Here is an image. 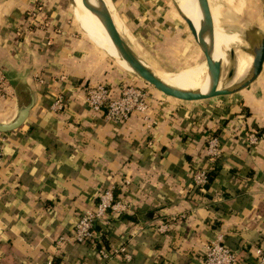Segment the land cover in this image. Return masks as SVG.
<instances>
[{
    "label": "crops",
    "instance_id": "1",
    "mask_svg": "<svg viewBox=\"0 0 264 264\" xmlns=\"http://www.w3.org/2000/svg\"><path fill=\"white\" fill-rule=\"evenodd\" d=\"M110 1L145 57L164 69L170 65L168 53L187 42L188 26L177 7L174 13L165 0ZM176 1L198 27L195 11ZM227 2L242 10V0ZM254 2L245 29L256 38L264 36V0ZM36 6L40 20L28 26L35 22L28 12ZM82 9L85 25L98 33ZM221 41L218 32L217 46ZM103 49L113 57L81 33L68 0H0V78L6 92L0 96V120L16 110L13 78H24L35 95L27 119L6 132L0 150V264H44L49 257L60 264H203V246L218 232L236 251L237 264H259L264 137L252 146L243 139L248 130L264 131V61L242 89L215 101L189 102L139 83ZM96 83H106L114 95L127 83L144 87L146 113L134 111L119 124L107 121L85 102L84 85ZM59 92L65 106L53 110ZM210 133L220 137L222 152L215 175L199 189L191 169L211 165ZM106 186H113L127 208L98 220L96 238L104 236L107 244H100L118 250L102 257L96 239L58 247L56 239L70 232ZM120 247L131 253L129 260Z\"/></svg>",
    "mask_w": 264,
    "mask_h": 264
},
{
    "label": "built area",
    "instance_id": "2",
    "mask_svg": "<svg viewBox=\"0 0 264 264\" xmlns=\"http://www.w3.org/2000/svg\"><path fill=\"white\" fill-rule=\"evenodd\" d=\"M36 9L28 12L31 17V24L35 25L39 21V13L41 6H36ZM40 22H43L42 20ZM45 23V22H44ZM85 102L88 108L94 112H102L103 117L107 121L114 123L124 122L134 111L145 114L148 109V93L144 87L127 83L121 87L117 94H112L110 87L106 83L86 84L84 85ZM3 89V79L0 78V96L5 95ZM65 102L62 94L59 92L50 104L53 110L62 109ZM264 137V131L248 130L244 134V143L249 146L257 144ZM7 137L6 132L0 131V150L5 143ZM222 144L218 134L210 133L206 139V155L210 166H196L191 169L192 182L199 189H203L209 182L208 171L213 166L214 162L221 155ZM126 203L120 198H116L113 192V186H106L99 192L98 199L92 208L82 211L69 233L60 235L56 239V245H60L65 241L86 242L98 237L95 229V224L98 220L104 219L109 211L119 213L126 209ZM118 249H108L104 245L97 248L98 253L102 257L109 256L113 251ZM119 250L124 251V257L129 260L131 253L120 247ZM258 255L259 264H264V248L258 246L255 249ZM203 264H237V253L225 243L224 234L222 232L206 242L202 252ZM44 264H60L54 258L49 257Z\"/></svg>",
    "mask_w": 264,
    "mask_h": 264
},
{
    "label": "water",
    "instance_id": "3",
    "mask_svg": "<svg viewBox=\"0 0 264 264\" xmlns=\"http://www.w3.org/2000/svg\"><path fill=\"white\" fill-rule=\"evenodd\" d=\"M72 9L74 8V0H68ZM86 7L92 11L102 21L113 44L115 45L119 55L128 63L130 69L126 68L137 78L151 84L167 97L179 101H202L214 96L227 95L234 93L250 84L260 73L264 61V36L249 37L246 39L247 45H243V49L252 54V62L249 73L239 82L230 86L221 88L219 82L223 77L230 80L235 73V51L234 48L229 50L230 64L223 74V63L219 58L213 55V43L209 37L213 36V18L210 11L208 0H197L200 8V21L198 27L195 26L192 19L184 14L177 7L183 21L187 24L188 29L193 37L194 42L200 48L202 57L205 58L207 64L208 84L206 89L198 88L189 91L180 90L161 79L153 69L148 65L146 59L139 54L128 42V40L118 31L112 15L104 0H82ZM213 38V37H212ZM98 46V45H97ZM104 52H106L101 46ZM107 53V52H106ZM111 57V54L107 53ZM125 68V67H124ZM13 92L16 99V110L8 119L0 120V131L7 132L21 126L27 119L30 109L34 104V89L22 77H15L11 80Z\"/></svg>",
    "mask_w": 264,
    "mask_h": 264
},
{
    "label": "rangeland",
    "instance_id": "4",
    "mask_svg": "<svg viewBox=\"0 0 264 264\" xmlns=\"http://www.w3.org/2000/svg\"><path fill=\"white\" fill-rule=\"evenodd\" d=\"M242 1H243L242 10L235 8L234 6H232V10H231L229 8L227 0H217V2L220 3L221 10L226 14V17H227L226 27L227 28H219L217 26H214L213 36L211 35L209 37V39H210L211 43H213V55L215 58H219L220 60H222L223 67H225V65L228 63V59H229V55H230L229 50L231 48H234V51L236 53L238 50L243 48L242 47L243 45H247L246 44L247 41L245 39V38H247L245 27H248V25L250 26V24H249V22H250L249 21L250 20L249 19L250 18L249 17V11L252 12V9L255 8L256 5H255L254 0H242ZM165 2L167 4V8L171 12L175 13V6L181 9V7L179 6V4L177 3L176 0H165ZM82 8H84L91 15L92 22H93L92 26H94V28L98 31V33L97 32H94V33L91 32L88 29V27L85 25V23L83 21V9ZM72 11H73L74 23L81 30V33L83 31L88 37H90V39L93 41V43L96 46L98 45V46H101L102 48H107V51L110 49L113 52L114 57H116V59L120 60V62L122 63V61H121L122 59L120 58V56L118 55L117 51L114 49L112 44L107 43L105 41V39L102 37V35L104 36L105 33H104L103 28L100 25L99 21L97 20L95 14L86 7V5L83 3L82 0H74V8L72 9ZM239 11H240V14L237 13ZM234 13H237L236 16ZM197 21L199 22L200 20L197 18ZM219 22H222V21H219ZM122 25L124 26L125 31H127L128 34L132 35L128 31L127 27L124 24H122ZM220 27H222V26L220 25ZM231 29L239 30L240 34L235 32L234 30H231ZM185 31H186V40H187L185 46L176 47L175 49H172L173 50L172 52L168 53V56H171L170 57L171 61L170 60L169 61L172 65L164 63V64H166V66H164L165 69L161 68L159 66L160 69L163 72H166L167 74L173 73L176 71H180V73L176 74V75H179V74H182V73L186 72L187 70H189L193 67H196L199 65L202 66L203 63L207 67L206 60L204 57H202L201 50L200 51L198 50L197 44L192 40V36L190 35L188 28ZM218 32L222 36V41L220 42L219 46H217V43H216V35ZM132 38H134V36ZM132 38L130 37V39L134 42V40ZM185 59H186V62H184ZM157 62L159 64L163 65L162 62H164V61L159 60ZM245 66H246V63L241 65V66L236 67L235 70L236 69H243ZM223 70H225V69L223 68ZM169 76L171 77L172 75L170 74ZM240 78H243V77H240ZM240 78H236V79L228 80V81H220L219 84H229V83H235L236 84L237 80H239ZM138 81H139V83L147 85V87H151L154 91H157L156 89H154V87L151 84H149V83H147L141 79H139ZM206 87H207V84L202 85L199 88L203 89ZM221 97H224V96H214L210 99H211V101H213V99L215 101ZM202 101H205V100H202Z\"/></svg>",
    "mask_w": 264,
    "mask_h": 264
},
{
    "label": "bare ground",
    "instance_id": "5",
    "mask_svg": "<svg viewBox=\"0 0 264 264\" xmlns=\"http://www.w3.org/2000/svg\"><path fill=\"white\" fill-rule=\"evenodd\" d=\"M111 15L112 18L114 20V23L118 29V31L128 40V42L131 44V46L139 53L141 54L147 61L148 65L153 69V71L164 81H166L167 83L171 84L172 86L180 89V90H184V91H189L192 89H198L200 86L208 84V77H207V67L206 65H202V66H196L193 67L189 70H187L186 72L176 75L177 73H180V71H176L173 73H168L165 74L155 63H153L152 61L148 60L147 57H145L144 53H142V51L140 50V48L137 46L136 43H134L130 37L127 34V31H125L124 26L122 25L121 21L119 20V17L113 12L112 9V4L110 0H104ZM185 2V4L192 10H194L195 15L197 16V18L200 20V8L198 5V1L197 0H183ZM209 1V5H210V11L212 14V18H213V24L214 26H217V23H220L219 25H221L224 28L226 27V21H227V17L226 14L221 10L220 8V3L217 2V0H208ZM229 5V8L232 10V6L229 2H227ZM240 14V11L237 12ZM237 13H234L235 16ZM244 14V13H243ZM231 15V14H230ZM97 20L99 21L100 25L103 28L104 33L107 35L108 39L110 40L112 46L114 47V49L117 51L115 45L113 44L106 28L104 27L102 21L98 18L97 15H95ZM222 21V22H219ZM255 22V21H253ZM229 29V28H228ZM234 30L235 32L239 33V30L237 29H231ZM241 44V43H240ZM247 44V43H246ZM118 53V51H117ZM119 55V53H118ZM120 56V55H119ZM252 54L248 51H245L243 48H241L240 50H238L235 53V63L236 66L237 65H243V64H247L250 63L252 61ZM251 57V58H250ZM120 58L122 59V63L120 62V60H118L123 67L130 69V66L128 65V63L120 56ZM250 58V59H249ZM243 63V64H242ZM230 64V58L228 59V63L225 65L224 69L226 70V68L228 67V65ZM240 65V66H241ZM251 64L249 66H247L244 69H236L234 76L230 79H236V78H240V77H245L250 70ZM225 70H223V74L225 73ZM172 75L171 77L169 75ZM176 75V76H175ZM220 81H228L225 80L223 77L221 78ZM204 89V88H203Z\"/></svg>",
    "mask_w": 264,
    "mask_h": 264
},
{
    "label": "trees",
    "instance_id": "6",
    "mask_svg": "<svg viewBox=\"0 0 264 264\" xmlns=\"http://www.w3.org/2000/svg\"><path fill=\"white\" fill-rule=\"evenodd\" d=\"M138 85V84H137ZM217 161V160H216ZM216 161L214 162L213 166L209 169L208 171V177H209V181L212 179V177L215 175V169H216ZM95 243H96V246H100L101 244L100 243H104V244H107V241L106 239L104 238V236L101 237V239H97L95 238Z\"/></svg>",
    "mask_w": 264,
    "mask_h": 264
}]
</instances>
